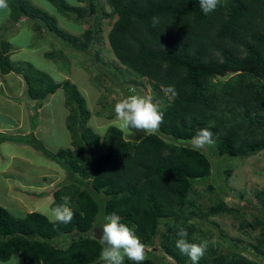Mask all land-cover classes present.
I'll use <instances>...</instances> for the list:
<instances>
[{
    "label": "trees",
    "instance_id": "trees-1",
    "mask_svg": "<svg viewBox=\"0 0 264 264\" xmlns=\"http://www.w3.org/2000/svg\"><path fill=\"white\" fill-rule=\"evenodd\" d=\"M49 1L68 19L88 22L96 14L100 20L98 0H78L79 5ZM106 1L111 11L103 15L115 18L108 33L111 49L131 74L147 77L159 92L163 122L153 134L140 132L135 139L126 138L114 125L102 135L89 126L93 114L76 83L56 79L31 62L13 61L11 43L0 40V71L22 74L26 93L38 107L50 94L64 90L73 148L53 151L33 130L0 132V142L29 144L58 162L69 181L55 191L51 206L68 196L75 212L70 223L53 224L40 211L17 217L0 204V261L19 254L24 264H104L99 239L89 233L103 208L105 216L117 213L144 245L155 248L160 235L159 246L166 255L176 264H192L176 248V232L184 227L190 242H200L194 236L195 224L189 223V206L194 203L195 184L211 175L213 164L204 151L179 141H191L207 127L224 157H249L264 150V0H221L207 15L199 0ZM5 4L14 23L33 20L36 32L50 31L83 53L101 38V22L76 35L32 0ZM95 56L100 61L98 52ZM168 85H175L178 92L171 99L162 90ZM223 213L251 215L253 220L243 218L241 227L260 226L254 245L258 254L252 258L241 251L217 252V245L210 244L198 264H264V188L246 205L235 207L220 199L208 212ZM67 235L71 236L67 246L55 242ZM160 259L154 251L146 252L140 264H168ZM123 264L136 262L125 257Z\"/></svg>",
    "mask_w": 264,
    "mask_h": 264
},
{
    "label": "rangeland",
    "instance_id": "rangeland-1",
    "mask_svg": "<svg viewBox=\"0 0 264 264\" xmlns=\"http://www.w3.org/2000/svg\"><path fill=\"white\" fill-rule=\"evenodd\" d=\"M67 1L74 5L81 4L78 0ZM98 1L101 8L100 20L95 14L88 17V22H80L68 19L49 0H32L34 4L53 14L59 26L72 34L80 35L91 26V23L101 22V38L94 47L87 50V53L74 49L49 30L36 32L33 29V20L24 18L14 23L8 5L0 7V40L5 39L11 43L13 61L31 62L37 68L50 72L56 79L69 78L76 83L87 98L88 108L93 114L90 118L92 127L102 128L99 133L104 134L109 126L116 124L114 106L118 100L134 94L150 95L158 105L162 100L147 77H136L131 74L116 58L108 39L115 18L104 16V11L110 12L111 9L106 0ZM47 52H54L59 56L51 59L46 55ZM97 52L100 61L96 60ZM93 80L96 85H93ZM43 104L38 107L37 103L29 98L22 74L16 72L3 74L0 71V124L10 129L5 133L18 134L21 131L12 130V126L20 123L19 115L22 114L23 119L28 120L24 124L25 128L28 126L31 131H35L33 126L41 125L37 128L38 135H35L46 147L54 151L69 147L72 134L65 122L69 110L65 105L64 90L60 88L54 94H50ZM97 112L102 115H98ZM109 113H114V117L107 118L106 115ZM125 134L127 138L135 139L140 132L130 130ZM179 142L192 145L191 141ZM201 150L211 159L213 170L210 176L195 184L192 195L194 203L189 206L191 212L189 223L195 224L197 228L194 236L200 241L209 240V247L210 244L213 245L211 241L214 239L217 252L241 251L255 258L258 251L254 245L257 243L256 237L259 235L260 226L253 228L245 223L241 227L243 218L253 220L251 215L235 216L228 213L209 215L208 212L220 199L235 207L248 204V200H255L256 192L264 188V150L249 157L232 158L220 155L216 143L205 145ZM59 167L58 162L29 144L0 142V204L17 217H23L29 211L44 213L53 200L42 187L47 185L46 176L53 173L54 168L60 170ZM68 181L69 179L63 180L66 183ZM60 238L62 237L56 238L55 242ZM159 239L160 235L157 236L155 248L145 250L154 251L162 262L176 264L163 252L159 246ZM209 247L206 252H209ZM15 257H18L19 264H24L19 254H14L7 262L0 261V264H15Z\"/></svg>",
    "mask_w": 264,
    "mask_h": 264
},
{
    "label": "clouds",
    "instance_id": "clouds-1",
    "mask_svg": "<svg viewBox=\"0 0 264 264\" xmlns=\"http://www.w3.org/2000/svg\"><path fill=\"white\" fill-rule=\"evenodd\" d=\"M221 0H199L201 11L207 15L216 10ZM0 7H6L5 0H0ZM158 23L157 18H153V24ZM165 94H170V99L178 95L175 85H168L162 89ZM115 127L121 132L135 130L148 135L156 132L163 122L164 113L160 110L158 103L153 101L150 95H129L118 100L114 106ZM192 145L197 149L204 148L205 145H213L212 131L205 127L197 131L192 137ZM44 214L53 224L70 223L75 212L70 206V197L63 196L61 202L55 206H49ZM121 217L113 212L104 217V223L100 226L99 243L102 246L100 260L104 264H123L125 257L135 261L136 264L146 259L145 245L135 234L129 225L121 222ZM188 230L184 227L178 228L176 235L178 239L175 246L182 255L187 256L192 264H198L209 247L210 241L205 239L200 242H190ZM211 243L214 245L215 240ZM15 264H19L18 257L14 258Z\"/></svg>",
    "mask_w": 264,
    "mask_h": 264
},
{
    "label": "crops",
    "instance_id": "crops-1",
    "mask_svg": "<svg viewBox=\"0 0 264 264\" xmlns=\"http://www.w3.org/2000/svg\"><path fill=\"white\" fill-rule=\"evenodd\" d=\"M44 105V104H43ZM19 106H21V104H19ZM67 113H69V111L67 112ZM19 114H20V111H19ZM68 115V114H67ZM19 116H21V121H20V123L19 124H17L16 126H12V130H21V131H19V133L21 132V134H27V133H29L31 130H30V127L28 128V126H27V128H25V126H24V124H25V122H27V121H25V119H23V116L24 115H22V114H20ZM67 117V116H66ZM91 120V119H90ZM90 120H89V122H90ZM94 120V119H93ZM114 120V119H113ZM115 121V120H114ZM65 122H66V119H65ZM116 122V121H115ZM46 124V123H45ZM93 124V123H92ZM92 124H91V122H90V126H92ZM95 124H98V122H95ZM22 125V126H21ZM4 125H2V124H0V132H6V130L7 131H10V129L8 128V127H3ZM38 126L40 127L41 125H37V127H35V131H34V133L35 134H37L38 135V132H37V128H38ZM94 127H96V126H94ZM14 128V129H13ZM97 132H100L101 130H102V128H100V127H96V128H94ZM105 129V128H104ZM23 131V132H22ZM16 132H18V131H16ZM7 133H9V132H7ZM18 133V134H19ZM125 133V132H124ZM11 134H17V133H11ZM105 134V133H104ZM104 134H102V135H104ZM125 136H126V134H125ZM127 138V137H126ZM72 140V139H71ZM5 142V141H4ZM20 143V142H19ZM20 144H24V143H20ZM24 145H26V144H24ZM69 147H72L73 148V146H72V143H71V141H70V146ZM57 148H59V147H57ZM54 151V150H53ZM60 167H61V169L60 170H57V168H54L53 169V173H50V174H48L47 176H46V178H47V180H46V182H47V185H45V186H43L42 188H43V190H46V194H47V196H49L53 201H54V199H55V191L56 190H58L60 187H62L64 184H66V182H63V180H65V179H67V177H68V174H67V172H66V170L60 165ZM59 167V168H60ZM43 176V175H42ZM68 183V182H67ZM23 184V183H22ZM33 188H34V186H33ZM102 199H103V201H104V199H105V197H102ZM53 201H52V203H53ZM52 205V204H51ZM103 208L101 209V212H100V214L97 216V218H96V220H95V222H94V225H93V227H92V229L90 230V234L92 235V236H94V237H96V238H98L99 239V235H100V232H101V228H100V226L105 222L104 221V217H105V215L103 214ZM29 212H31V211H29ZM24 217V216H23ZM70 239H71V236L70 235H67L66 237H62V238H60V239H58V243L61 245V246H67L68 245V243H69V241H70ZM151 246H149V245H145V248H147V249H149ZM146 252H147V250H146Z\"/></svg>",
    "mask_w": 264,
    "mask_h": 264
}]
</instances>
